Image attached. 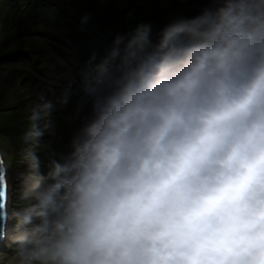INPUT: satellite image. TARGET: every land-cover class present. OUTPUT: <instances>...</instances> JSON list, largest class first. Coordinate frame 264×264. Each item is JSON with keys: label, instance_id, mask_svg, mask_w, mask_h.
<instances>
[{"label": "clouds", "instance_id": "1", "mask_svg": "<svg viewBox=\"0 0 264 264\" xmlns=\"http://www.w3.org/2000/svg\"><path fill=\"white\" fill-rule=\"evenodd\" d=\"M79 89L78 126L43 160L56 104L28 108L0 264H264V0L137 22L89 53Z\"/></svg>", "mask_w": 264, "mask_h": 264}, {"label": "trees", "instance_id": "2", "mask_svg": "<svg viewBox=\"0 0 264 264\" xmlns=\"http://www.w3.org/2000/svg\"><path fill=\"white\" fill-rule=\"evenodd\" d=\"M119 0H84L94 19L102 31L109 37L117 32L130 31L126 14L132 8L129 5L118 11L116 3ZM161 11V25H165L179 16H189L198 12L208 0H157ZM86 34L78 28L71 29L69 41L57 39L50 32L44 30L27 31L11 45L4 44L0 48V67L11 63L18 65L20 82L11 98L0 97V137L7 138V147L2 146L7 161L8 154L12 155V163L19 170L26 172V164L20 160L22 151L31 145V142L20 140V133L27 127L26 119L28 108L40 96L52 99L56 107L44 117L50 120L49 127L39 137V143L31 145L42 160L49 148H60L73 130L78 126L79 120L71 117L73 101L69 94L68 103L61 106L58 97L61 95L58 81L70 71L76 72L85 64L80 58L86 60L77 48L81 42H86ZM79 59V64L75 60ZM14 181V180H13ZM11 181V187L14 182ZM18 186L11 193L10 209L20 204L19 192L24 186V180L17 179ZM15 203V204H14ZM11 223V221H9ZM4 243L0 247H4Z\"/></svg>", "mask_w": 264, "mask_h": 264}, {"label": "rangeland", "instance_id": "3", "mask_svg": "<svg viewBox=\"0 0 264 264\" xmlns=\"http://www.w3.org/2000/svg\"><path fill=\"white\" fill-rule=\"evenodd\" d=\"M129 5L132 8L126 16L130 29L137 22L147 21L151 24L154 35L164 26L159 23L161 11L157 0H119L116 3L118 11L128 8ZM90 14L84 0H0V48L4 44L11 45L25 32L33 30L48 31L57 39L62 38L69 41L71 29L78 28L86 34V42H81L78 45V52L76 53L79 58L80 53L85 57L86 60L80 58L84 63L87 61L90 52L94 50L99 56L112 41V37L107 36L102 31ZM79 61L76 59L75 63L79 64ZM83 66L76 72L70 71L61 82L58 81L62 90L71 82L70 96L73 103L80 94V71ZM17 68L18 65L13 63L0 67V97L11 98L16 87L19 83L21 84L20 73ZM7 145V138L0 137V146L7 147ZM11 159L12 155L8 154L10 163H12ZM20 160L22 159L20 158ZM7 169L10 184L14 180L13 187L9 191L15 192V188L18 186L17 179L22 176L19 172L23 171L16 166L10 167L9 165ZM23 180L25 182V179ZM5 206L8 207L7 203Z\"/></svg>", "mask_w": 264, "mask_h": 264}, {"label": "water", "instance_id": "4", "mask_svg": "<svg viewBox=\"0 0 264 264\" xmlns=\"http://www.w3.org/2000/svg\"><path fill=\"white\" fill-rule=\"evenodd\" d=\"M6 169H7L6 156L4 154L2 147L0 146V173H3V175H4V190H5V193L7 195L5 198V204L8 203L7 202V200H8L7 188L9 185V178L7 176V173H6Z\"/></svg>", "mask_w": 264, "mask_h": 264}, {"label": "snow or ice", "instance_id": "5", "mask_svg": "<svg viewBox=\"0 0 264 264\" xmlns=\"http://www.w3.org/2000/svg\"><path fill=\"white\" fill-rule=\"evenodd\" d=\"M6 193L4 190V175L0 173V205L5 204Z\"/></svg>", "mask_w": 264, "mask_h": 264}, {"label": "bare ground", "instance_id": "6", "mask_svg": "<svg viewBox=\"0 0 264 264\" xmlns=\"http://www.w3.org/2000/svg\"><path fill=\"white\" fill-rule=\"evenodd\" d=\"M6 173L8 174V169H6ZM8 176V175H7Z\"/></svg>", "mask_w": 264, "mask_h": 264}]
</instances>
